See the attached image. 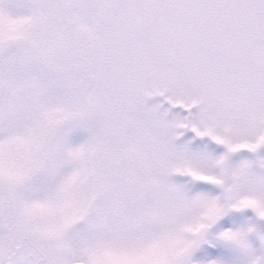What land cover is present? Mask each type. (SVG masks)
Here are the masks:
<instances>
[{
  "label": "snow or ice",
  "instance_id": "1",
  "mask_svg": "<svg viewBox=\"0 0 264 264\" xmlns=\"http://www.w3.org/2000/svg\"><path fill=\"white\" fill-rule=\"evenodd\" d=\"M0 264H264V0H0Z\"/></svg>",
  "mask_w": 264,
  "mask_h": 264
}]
</instances>
